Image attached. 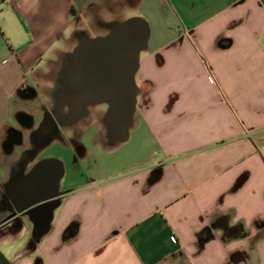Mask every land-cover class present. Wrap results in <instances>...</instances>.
<instances>
[{"label": "crops", "instance_id": "1", "mask_svg": "<svg viewBox=\"0 0 264 264\" xmlns=\"http://www.w3.org/2000/svg\"><path fill=\"white\" fill-rule=\"evenodd\" d=\"M147 8L155 21L129 139L104 143L102 107L37 150L56 110L46 84L78 33L104 35ZM49 157L63 159L76 182L61 181L67 192L36 241L28 217L10 221L11 193ZM82 161L89 170L74 168ZM226 215L244 236L224 238L214 221ZM0 256L7 264H264V0H0Z\"/></svg>", "mask_w": 264, "mask_h": 264}, {"label": "water", "instance_id": "2", "mask_svg": "<svg viewBox=\"0 0 264 264\" xmlns=\"http://www.w3.org/2000/svg\"><path fill=\"white\" fill-rule=\"evenodd\" d=\"M151 32L148 20L132 16L113 22L104 35L78 33V44L67 54L54 90L56 110L47 113L38 132L47 138L37 150L60 134V126L77 123L89 115L90 107L103 104L107 105V145L113 148L129 139L140 93L136 76L142 53L149 48ZM65 171L61 159H42L30 173L19 176L11 193L13 216L32 221L36 241L50 231L55 210L67 192L61 189ZM0 264H7L1 256Z\"/></svg>", "mask_w": 264, "mask_h": 264}, {"label": "rangeland", "instance_id": "3", "mask_svg": "<svg viewBox=\"0 0 264 264\" xmlns=\"http://www.w3.org/2000/svg\"><path fill=\"white\" fill-rule=\"evenodd\" d=\"M151 2H154V1H151ZM154 8L156 9V7L154 6ZM154 10V9H153ZM148 8L146 9V12H144L142 15V17L146 18L149 22L151 18H153L152 20L155 21V15H151V14H148ZM142 11H137V10H133L130 12V15H135V16H139ZM174 22V17L172 18L171 22L173 24ZM191 37V36H190ZM63 64V63H62ZM62 64H58L57 65V68H56V74L53 78H51L47 84H46V88H45V91H46V94H45V98L46 100L48 101V103L51 105V104H55V93L53 92V86H54V83L56 82V84H59L60 82V76H59V71L61 69V66ZM103 141L104 143H107V137L105 136L103 138ZM62 161L65 163V161L62 159ZM65 168H66V174L62 180V185L64 184H72V183H75L76 182V174L74 171H72L73 169H71L70 167L67 169L66 167V164H65ZM75 169L77 170H89L90 167H89V164L86 162V161H82V165L77 167L76 164H75Z\"/></svg>", "mask_w": 264, "mask_h": 264}, {"label": "trees", "instance_id": "4", "mask_svg": "<svg viewBox=\"0 0 264 264\" xmlns=\"http://www.w3.org/2000/svg\"><path fill=\"white\" fill-rule=\"evenodd\" d=\"M230 218L229 215L219 217L215 219L214 224L220 228L223 229L224 231V238L231 239V238H237V237H242L246 234V230L243 224H240L238 226H230L228 219ZM20 223H15L14 227L15 229H20ZM238 259H246V256L244 255H239V254H234L232 257L233 261H236Z\"/></svg>", "mask_w": 264, "mask_h": 264}, {"label": "flooded vegetation", "instance_id": "5", "mask_svg": "<svg viewBox=\"0 0 264 264\" xmlns=\"http://www.w3.org/2000/svg\"><path fill=\"white\" fill-rule=\"evenodd\" d=\"M102 107H106L107 108V105L103 104V105H99V106L90 107L89 115L84 120L90 119L92 117V115H93L94 110L96 108H102ZM12 213H13V211H12ZM13 219L19 220L18 217H15V216L10 217V221L13 220Z\"/></svg>", "mask_w": 264, "mask_h": 264}]
</instances>
